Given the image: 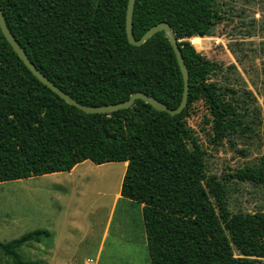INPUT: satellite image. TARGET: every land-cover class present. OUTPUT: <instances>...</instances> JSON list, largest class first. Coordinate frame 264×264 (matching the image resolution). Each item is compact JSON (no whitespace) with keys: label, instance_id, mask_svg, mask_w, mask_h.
Wrapping results in <instances>:
<instances>
[{"label":"trees","instance_id":"trees-1","mask_svg":"<svg viewBox=\"0 0 264 264\" xmlns=\"http://www.w3.org/2000/svg\"><path fill=\"white\" fill-rule=\"evenodd\" d=\"M127 1L0 0V7L29 61L79 104H116L142 92L175 109L183 80L172 47L163 32L140 46L129 44ZM219 20L216 0H135L132 33L139 39L166 22L195 44ZM177 41L188 72L187 103L179 114L139 99L126 109L87 114L37 80L0 30V182L70 171L85 160L126 162L120 196L142 204L150 264H264V213L231 217L222 185L209 177L203 186L201 154L186 144L192 104L202 98L215 111L218 101L210 92L215 85L205 82L210 63L193 50L185 53ZM231 177L264 185V159ZM45 233H25L0 249L13 264H35L18 252Z\"/></svg>","mask_w":264,"mask_h":264},{"label":"rangeland","instance_id":"rangeland-1","mask_svg":"<svg viewBox=\"0 0 264 264\" xmlns=\"http://www.w3.org/2000/svg\"><path fill=\"white\" fill-rule=\"evenodd\" d=\"M216 3L220 20L195 44L188 32L174 29L185 53L193 50L210 63L205 82L215 85L210 92L218 101L215 111L202 98L192 104L186 144L201 154L203 186L207 189L209 177L222 185L228 214L254 216L264 213V185L237 181L231 174L264 159V0ZM116 164L112 182L99 170L81 177L75 171L0 182V243L43 230L39 244L21 247L22 260L38 264L44 250L76 247L91 264H150L140 204L118 198L111 210L121 185L123 163ZM51 178L57 184L51 186ZM207 194L218 212V203ZM23 218H33L38 226L32 229ZM0 264H13L1 249Z\"/></svg>","mask_w":264,"mask_h":264},{"label":"water","instance_id":"water-1","mask_svg":"<svg viewBox=\"0 0 264 264\" xmlns=\"http://www.w3.org/2000/svg\"><path fill=\"white\" fill-rule=\"evenodd\" d=\"M135 0H128L126 5V13H125V33L126 38L129 44L134 46L142 45L146 40H148L152 35L157 32H163L164 36L167 38L172 50L175 54V58L177 64L179 66L182 80H183V91L182 97L179 105L175 109H169L165 104L156 100L152 96H149L142 92H133L129 98L123 102L116 104H109L103 106H85L76 102L69 95L64 93L62 90L53 85L39 70L35 68V66L29 61L25 52L22 50L18 42L15 40L13 35L10 33L9 29L6 26L3 13L0 7V30L8 42L12 50L18 56V58L23 62L26 68L39 80L42 84H44L47 88H49L52 92H54L59 98L64 100L67 104L76 107L78 110L87 113V114H107L111 112H115L117 110L126 109L133 105L134 101L139 99L144 101L145 103L151 105L154 109L159 111L167 112L169 115L173 116L175 114H179L186 106L187 97H188V72L186 65L183 60V56L178 46V41L173 32L171 26L166 22H160L149 29H147L143 35L139 39H135L132 33V14Z\"/></svg>","mask_w":264,"mask_h":264},{"label":"crops","instance_id":"crops-1","mask_svg":"<svg viewBox=\"0 0 264 264\" xmlns=\"http://www.w3.org/2000/svg\"><path fill=\"white\" fill-rule=\"evenodd\" d=\"M121 163H123V166L121 169L120 178L118 179L119 180L118 184H121L122 177L126 169V162H121ZM116 168H117L116 163H104V164L97 165V164L92 163L89 160H85L75 165L70 171H66V172L73 173L77 171V173L81 177V176H87V173H90L92 171L99 170L103 172L102 175H104L107 179H109L112 182L114 181V178L116 177V175H118V172H116ZM58 173H65V172H58ZM52 174H55V173H52ZM52 174H46V175H52ZM46 175H42V176H46ZM38 177H41V176H38ZM51 180H52L51 186L57 184L56 182H54V179L51 178ZM118 198H122L120 196V190L117 192V194L114 197V200H113L114 202L111 205V210L113 209L115 201ZM141 208H142V204H140V209ZM21 221L23 222V224L30 225L32 229L38 226L33 218H30V219L23 218ZM66 225H67L66 223H63L62 228H64ZM104 234H105V230H104L103 236ZM54 236L56 235L54 234ZM35 244H39V243H35ZM32 248H35V247L32 246ZM81 251L82 250L80 248H76V247L75 248L52 247V248H49L47 251L44 250L42 253V257H38V259L35 261L38 264H89V263L91 264L92 260L88 259L85 255H82V253H80ZM100 251H101V247L97 249V253L95 255L96 261L100 260V255H99Z\"/></svg>","mask_w":264,"mask_h":264}]
</instances>
